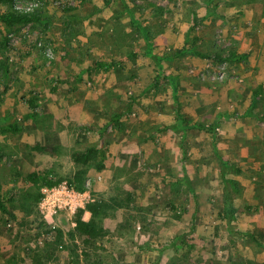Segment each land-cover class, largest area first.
Masks as SVG:
<instances>
[{
    "label": "rangeland",
    "instance_id": "rangeland-1",
    "mask_svg": "<svg viewBox=\"0 0 264 264\" xmlns=\"http://www.w3.org/2000/svg\"><path fill=\"white\" fill-rule=\"evenodd\" d=\"M12 7L41 19L0 24V128H19L0 133V197L14 199L8 204L20 219L0 214V264H31L32 251L57 228L72 230L78 209L95 201L105 203L109 234L90 248L78 239L90 261L264 264V93L251 109L264 85V0ZM194 37L211 56L245 53L250 39L253 47L236 64L175 58ZM258 57L262 73L248 63ZM100 61L117 65L106 71ZM90 146H104L107 166H89L80 192L67 182L81 169L72 155ZM32 172L63 182L39 188L26 180ZM43 221L51 232L39 236ZM70 260L60 249L46 264Z\"/></svg>",
    "mask_w": 264,
    "mask_h": 264
},
{
    "label": "trees",
    "instance_id": "trees-1",
    "mask_svg": "<svg viewBox=\"0 0 264 264\" xmlns=\"http://www.w3.org/2000/svg\"><path fill=\"white\" fill-rule=\"evenodd\" d=\"M15 0H0V5L7 7L5 10L0 11V24H4L7 27H14L20 24H29L38 22L41 17L36 12L33 14L17 12L13 9L12 4ZM68 10V9H67ZM69 11V10H68ZM194 28V27H192ZM200 39L198 37H194L192 39L191 44L188 47H182L178 49L174 53L175 58H182L188 55H195L202 59H210L216 61L218 63H243L249 57L250 53H239L236 51H230L228 55H207L199 52L197 50V45ZM116 61H112L111 63L106 62H98L97 66L105 69L106 71L111 70L114 66H116ZM264 93V85H260L253 92V96L251 98V109L255 108L258 105L259 98ZM30 110L36 112L35 104L31 103L29 106ZM180 112V111H179ZM120 115H117L112 119L113 122L119 123ZM201 129H206L205 126L199 125ZM19 128L16 125H10L8 127L0 128V133H16ZM72 160L76 165L81 166V169L77 170L76 173L72 176V178H68L67 182L69 187L74 188L77 191H84L86 189V180H87V168L89 166L95 165V170L98 173H102L105 171L107 166L108 154L104 148V146H90L86 148L84 151H80L74 153L72 155ZM26 180L39 188L47 187L54 188L59 186L63 179H54L51 178L48 173L41 172H32L27 177ZM42 198V194H38L35 198L36 203ZM131 200V199H129ZM14 199L10 198L8 201L5 198L0 197V214L7 216L9 220L13 222H18L20 219L14 213V207H10L8 202H13ZM105 208V203L102 201H95L92 203H88L85 208L78 209L75 215V227L70 231H64L62 228H57L55 230V238L52 241H45L44 245L35 249L33 259H31V264H46L47 262L54 259L56 253L60 249H67L70 254V264H81V258L88 260V264H104L102 259L94 260L90 258V251L82 250L79 253V248L77 245L78 239H82V243L85 247H93L95 242L104 238L109 234V231L104 227L103 224V213ZM174 208V207H172ZM89 212L91 217L90 219H84V214ZM23 224V223H22ZM38 230L40 233H37L39 236L42 233H50L51 227L45 222H41L38 226ZM248 234H251L248 232ZM251 237L254 239L253 235ZM259 242V239H254ZM72 244V246H70Z\"/></svg>",
    "mask_w": 264,
    "mask_h": 264
},
{
    "label": "crops",
    "instance_id": "crops-1",
    "mask_svg": "<svg viewBox=\"0 0 264 264\" xmlns=\"http://www.w3.org/2000/svg\"><path fill=\"white\" fill-rule=\"evenodd\" d=\"M262 36H258V38H257V41L259 42V43H262L263 42V37L261 38ZM251 41H253L252 39H250L249 40V42L251 43V46L249 47V49H248V51L247 52H249L251 49H252V47H253V43L251 42ZM262 41V42H261ZM249 43V44H250ZM259 48V47H258ZM257 48V49H258ZM250 58V57H249ZM248 58V59H249ZM248 63L251 65V66H253L254 68H257V67H259L258 69H259V73H262L263 71H262V68H261V64H263L262 63V60H261V57H258L257 58V60L254 62V63H252L251 61H248Z\"/></svg>",
    "mask_w": 264,
    "mask_h": 264
}]
</instances>
